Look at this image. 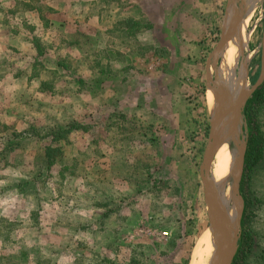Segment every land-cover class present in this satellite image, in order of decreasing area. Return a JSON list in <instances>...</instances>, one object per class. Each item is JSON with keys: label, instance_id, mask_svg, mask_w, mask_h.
Here are the masks:
<instances>
[{"label": "rangeland", "instance_id": "374dc122", "mask_svg": "<svg viewBox=\"0 0 264 264\" xmlns=\"http://www.w3.org/2000/svg\"><path fill=\"white\" fill-rule=\"evenodd\" d=\"M234 4L0 0V264L192 263L210 225L208 94L224 100L219 80L229 102L227 61L229 75L245 61V92L260 73L264 0ZM234 7L237 27L215 54ZM247 101L233 112L244 154L249 129L264 138V89ZM209 172L214 186L221 176ZM236 189L229 264L240 262L244 233L252 246L242 264H264V160L248 177L242 168Z\"/></svg>", "mask_w": 264, "mask_h": 264}, {"label": "bare ground", "instance_id": "6f19581e", "mask_svg": "<svg viewBox=\"0 0 264 264\" xmlns=\"http://www.w3.org/2000/svg\"><path fill=\"white\" fill-rule=\"evenodd\" d=\"M244 7L245 4H243V8ZM239 25H242V21L239 23ZM229 41L230 39H228L226 43ZM222 48L219 51L220 53ZM227 69L228 73L226 76H228V84H225L224 88L227 91V95L229 94V102L226 101L225 96L222 94L221 89H223V87H220L219 80H217L220 94L224 99H219L220 103L219 105L217 103V109L221 110L223 108L225 109V113L223 118L220 120L219 127L216 131L217 135L215 139V145L211 151V165H214L215 174L217 177L221 176L220 179L215 182L214 186H212L210 183L212 189V202L214 204L215 210L221 218L218 219V229L217 225L213 226L212 224L206 228L209 232L202 235V237L199 239L191 264H224V257L232 248L233 238L235 239L238 228V215L240 208L235 196L237 191L235 179L237 176L236 170H238L237 167L241 148L240 144H237L236 148L235 140L237 139L236 128L238 123L233 116V112H236L238 116V98L244 94L246 90L244 81L246 63L243 60V62L237 65V67L234 66V69L236 70H234V72L229 75V73L232 71V65L227 61ZM235 81L238 88H236ZM208 97L210 98L211 102L210 108H212L213 101L210 93L208 94ZM221 123L225 126V133L222 132ZM232 194L238 207V214L235 221L234 208H232L234 205V202L232 201Z\"/></svg>", "mask_w": 264, "mask_h": 264}, {"label": "water", "instance_id": "95a60500", "mask_svg": "<svg viewBox=\"0 0 264 264\" xmlns=\"http://www.w3.org/2000/svg\"><path fill=\"white\" fill-rule=\"evenodd\" d=\"M232 3L234 4V0H232ZM235 6V4H234ZM235 8V7H234ZM236 10V18L234 21V25L232 27V29L229 31V33L223 37L221 39V41L219 42L215 54L216 52L218 53L220 51V49L222 48V46L226 43V41H228V39H230V37H232V35L234 34L235 28L237 27L238 24V19L240 17V14L237 10V8H235ZM216 58V57H215ZM264 80V31H263V38H262V52H261V63H260V73L259 76L256 80V82L252 85V87L250 89H248L239 99V104H238V115L240 113V110L242 108V106L245 104V102L247 101V99L251 96V94L261 85V83ZM215 90L212 89V95H213V101L214 98L216 97V94L214 92ZM216 102H217V98H215ZM216 102H213V107L211 109V120H210V131H209V136H208V141H207V145L205 147L204 150V154H203V161L201 164V169H202V184H203V193H204V203L208 212V215L210 217V225L212 224L213 226L217 225V229L219 228V223H218V219L221 218L220 215L217 213V211L214 208V204L212 202V189L209 183L210 180V175H209V171H210V167H211V151L212 148L215 145V139H216V135H217V129L219 127L220 124V120L223 118V115L225 113V109H221L218 110L217 106H216ZM218 103V102H217ZM243 159H244V150L241 149L240 152V158H239V162H238V167L236 170L237 171V176L235 179V185H236V181L239 178V175L242 171L243 168ZM240 216H241V210L239 211V215H238V224L240 222ZM232 252H233V245L231 250L229 251V253L227 255H225L224 257V264H229L231 256H232Z\"/></svg>", "mask_w": 264, "mask_h": 264}, {"label": "trees", "instance_id": "16d2710c", "mask_svg": "<svg viewBox=\"0 0 264 264\" xmlns=\"http://www.w3.org/2000/svg\"><path fill=\"white\" fill-rule=\"evenodd\" d=\"M129 23L138 24V22L129 20ZM44 52H41L39 50L38 55L35 56V60L39 58V56H43ZM41 85H46L45 82H42ZM264 84L260 86L248 99L247 105H253L256 104L263 92ZM250 115L248 114V119H250ZM77 124L74 122L71 123V125L67 129H58L55 131H50L47 136L50 137L51 142L58 141L61 137H63L66 134H69L73 130L77 129ZM56 151V147L47 146L45 149V156L47 158V163L50 165L53 163V152ZM264 160V138L255 130L249 129L248 132V139H247V145L246 150L244 154V160H243V174L245 177H248L254 167H256L258 164H260ZM249 234L244 233L243 237L240 238L238 251L236 258L240 262L238 264H242V259L246 258V256L249 254L252 242L250 240ZM244 257V258H243Z\"/></svg>", "mask_w": 264, "mask_h": 264}]
</instances>
